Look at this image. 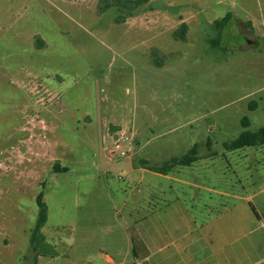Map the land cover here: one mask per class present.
<instances>
[{
	"label": "rangeland",
	"instance_id": "374dc122",
	"mask_svg": "<svg viewBox=\"0 0 264 264\" xmlns=\"http://www.w3.org/2000/svg\"><path fill=\"white\" fill-rule=\"evenodd\" d=\"M263 126L264 0H148L127 17L101 0H0V264H172L184 209L149 201L175 183L142 162L211 151L187 178L264 213V145L223 148ZM232 205L213 211L247 214Z\"/></svg>",
	"mask_w": 264,
	"mask_h": 264
},
{
	"label": "crops",
	"instance_id": "0c3cea01",
	"mask_svg": "<svg viewBox=\"0 0 264 264\" xmlns=\"http://www.w3.org/2000/svg\"><path fill=\"white\" fill-rule=\"evenodd\" d=\"M249 127V124L246 128ZM211 142H205L210 145ZM198 155L188 166H174L165 173L158 175L175 185L164 188H150L152 195L149 201L159 200L164 206L180 204L184 209V217L180 219L183 225V235L176 241H171L174 252L166 263L172 264H244L251 253L258 254L257 264H264V213L256 212L246 197L234 195L230 190H217L205 187L187 178L189 172H198L200 162L210 159L212 153ZM205 165V164H204ZM141 171H150L141 167ZM189 171V172H188ZM264 189L258 193H263ZM206 194L203 201L202 194ZM154 195H159L155 197ZM213 195V196H212ZM228 200L231 206L233 200L247 202L248 212L238 217L217 216L213 211L220 207V215L232 209L227 208ZM212 205V206H211ZM200 206V208H197ZM214 206V207H213ZM213 207V208H212ZM231 208V207H230ZM217 213V212H216ZM149 239H147L148 241ZM150 255L146 256V260Z\"/></svg>",
	"mask_w": 264,
	"mask_h": 264
},
{
	"label": "trees",
	"instance_id": "16d2710c",
	"mask_svg": "<svg viewBox=\"0 0 264 264\" xmlns=\"http://www.w3.org/2000/svg\"><path fill=\"white\" fill-rule=\"evenodd\" d=\"M100 2V1H99ZM101 2L105 3V9L108 7H115L118 11L124 13L127 16H131L136 10H138L140 7H142L145 3L148 2V0H101ZM230 14L227 13L222 19L215 20L214 25L216 27H222L226 24V22L229 20ZM125 18H121V22ZM187 31V25L186 23L182 22L173 32L172 36L175 40H182L185 41V34ZM37 43L41 45V40H37ZM243 128H246L248 126L247 118L243 117L241 119ZM264 145V126L257 129L254 132L250 131H243L239 134V136L229 142L223 144V148L227 151H233L237 149H241L244 147H256ZM197 159L196 156V148L192 147L186 154L182 155L181 157H174L170 159L168 162H166L164 165H162L160 168H149L150 170L157 172V173H165L169 171L174 166L180 165V166H188L192 162H194ZM142 165L146 167V164L142 162ZM58 167H54V171L58 172ZM65 168H62L61 171H65ZM36 203L39 208L38 212V218L35 224V227L33 229V233L30 238V242H33L35 239V234L40 230V228L45 224L46 221V210L45 206L42 203L41 200V194H39L36 198Z\"/></svg>",
	"mask_w": 264,
	"mask_h": 264
},
{
	"label": "built area",
	"instance_id": "2783aa9c",
	"mask_svg": "<svg viewBox=\"0 0 264 264\" xmlns=\"http://www.w3.org/2000/svg\"><path fill=\"white\" fill-rule=\"evenodd\" d=\"M127 148H128V147H127ZM115 149H116L117 151H119V152H118L119 155L124 156L125 152L122 151V149H121V147H120V145H119L118 143L115 145Z\"/></svg>",
	"mask_w": 264,
	"mask_h": 264
}]
</instances>
